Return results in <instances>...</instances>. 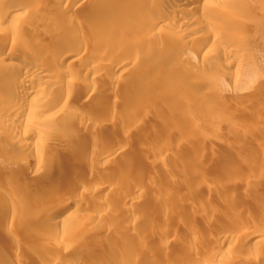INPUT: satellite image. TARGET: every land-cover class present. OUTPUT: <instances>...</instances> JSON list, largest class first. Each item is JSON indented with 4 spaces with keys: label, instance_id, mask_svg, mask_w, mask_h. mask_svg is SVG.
Segmentation results:
<instances>
[{
    "label": "rangeland",
    "instance_id": "rangeland-1",
    "mask_svg": "<svg viewBox=\"0 0 264 264\" xmlns=\"http://www.w3.org/2000/svg\"><path fill=\"white\" fill-rule=\"evenodd\" d=\"M17 1L0 0V46L7 36L19 45L11 53L28 55L24 60L0 53V68L8 66L14 72L3 78L0 92L18 93L16 82L33 56L51 60L52 65L45 60L50 78L40 88H23H34L39 95L45 89L57 91L51 82L59 85L65 80L50 71L61 54L70 56L59 64L70 71L68 83L62 86L64 93L59 92L62 97L66 89L75 93L83 83L98 88L89 94L79 91L77 100L64 103L61 114L48 108L53 98L34 101L28 105L36 114L34 125L28 109L19 121L23 125L20 130L0 125V264H33L46 246L52 252L43 254L44 258L54 257L55 264H113L116 257L133 254L140 257L133 264H200L199 260L208 256V243H213L211 234L222 229L223 217L257 223L256 229L264 230V181L261 189L253 192L242 179L243 174L264 171V0L222 2L220 7L236 21L207 12L193 18L187 38L175 34L179 23L174 26L163 20L165 25L149 36V24L137 25L148 14L162 17L167 11L181 12L180 7L169 9L173 0H112L123 10L117 20L128 33L124 39L109 32V23L99 35L89 28L99 10L91 2L74 15H59L55 9L59 0ZM29 1L33 8L37 3L42 6L39 12L47 10L40 16L54 15L55 20L72 21L73 26L65 28L44 17V26L42 21L29 23L41 12L35 15L38 11L31 7L34 11L29 16H35L29 18L28 13L15 10ZM16 25L20 33L28 26L35 27L15 40L9 31ZM201 28L211 36L205 51L196 55L195 45L185 40L192 42ZM216 28L227 34L216 37ZM53 33L67 40L64 46L51 39ZM74 36L79 38L76 44L84 43L82 61L75 62L68 54L73 53L75 45L70 40ZM237 38L245 41L243 48L234 47ZM94 44L104 51L97 57L92 52ZM111 45L117 48L109 49ZM89 60L103 66L102 72L94 74L92 70L89 75ZM38 129L46 133L43 140L32 136ZM23 141L27 147L21 146ZM103 152L111 155L105 158ZM212 154L217 158L211 160ZM38 159L43 162L35 170ZM66 174L77 175L82 188L76 190V183L63 184ZM36 187H54L55 191H50L47 200L38 196L24 209L26 192ZM169 189L175 190L174 199H166ZM70 198L82 199L81 206L73 210L77 219L56 226L53 213L60 200ZM167 222L173 226L168 231V248L146 260L147 254L135 241L148 242L143 231ZM190 223L206 229L195 231ZM229 227L225 229L231 230ZM234 247L245 255L243 260L264 254L252 241L237 242ZM262 257L257 262L252 258L244 261L264 264ZM216 260L215 264L227 262ZM229 262L239 264L237 260Z\"/></svg>",
    "mask_w": 264,
    "mask_h": 264
},
{
    "label": "bare ground",
    "instance_id": "bare-ground-1",
    "mask_svg": "<svg viewBox=\"0 0 264 264\" xmlns=\"http://www.w3.org/2000/svg\"><path fill=\"white\" fill-rule=\"evenodd\" d=\"M4 1H7V0H3V2ZM31 1H29L27 4H29ZM228 1H230V0H173L172 2H174V3L172 4V6L169 9L170 10H175V9H177V7H180L182 9L181 12H179L177 14V13H173L175 11H167L165 14H163L162 17H161V15L159 16L157 14L156 15L155 14H153V15L152 14H148L147 17H144V20L143 19L138 20L139 22H137V25H139V26H144V25L148 26V24H149V29L146 32V36H149V33L152 30H156V29L158 30L159 28L163 27L164 22L165 23L171 22L174 26L175 25L178 26V23H179L180 26H178L177 32L175 34H177V36L179 35L182 38H184V37L187 38L188 35H189L188 34L189 33V30H190V23L194 21L193 18L194 17L196 18V16L205 15L207 12H214V13L218 14L221 17L223 16V17L228 18V19H233V18H231L230 13H228L227 10L225 11L223 9L224 7L221 8L220 5H219L222 2H228ZM1 2H0V4H1ZM24 2H23V5L21 4L19 6H16L15 7V10L16 11L17 10L18 11H24L26 14L28 13V16H29L30 13L32 14V12L34 11V10L33 11L31 10L32 12L30 11V8L31 7H32L31 9H35V11H38L39 9H41L39 7H42V6H40V4H38L36 2L38 5L36 4L35 8H33L34 6H33V4H31L33 1L29 4L30 6H28L26 3H25L26 4V6H25ZM86 2H87V4L91 2V3H93L95 5L94 7H97V9L99 8V10L96 11L97 18H95V19L92 18L90 25H88L89 23L87 24L89 26V28L91 27L93 29V32H96L98 34L103 29L102 27H104V25L106 26V24L109 23L108 26L110 27V30H111L109 32H111L113 36H122L123 39L127 37L128 33L125 30H123V26H122L123 24L120 25L121 20L120 19L117 20V18H119V16H117V15L120 12H123V10H122L121 7H117L115 5V3H113L112 0H87L85 2H84V0H59L57 2V6L55 5L56 6L55 9L57 10V14H59V15H60L61 12H62V14L63 13L64 14H69V13L73 14L76 10H78V9L81 10L80 7H82L83 5L85 6L86 5ZM34 5H35V3H34ZM154 5H155V7H159L158 3H155ZM47 6L44 5L43 7H46L47 8ZM172 7H174V8H172ZM48 8L50 9V7H48ZM164 9H165V7L162 10H164ZM13 10H14V8H13ZM44 10H46V9H44ZM50 10H48V11H50ZM46 11H44L43 13L40 11L42 14L39 11L38 12H34V14L35 13L36 14L37 13L38 14L40 13L39 14V16H40V15H44V13L46 14ZM54 11H53V14H55V12H56V11L55 12ZM26 14H23V15H26ZM35 15H31V16H35ZM98 15H101V16L98 17ZM31 16H29V18ZM39 16L37 15V16H35V18L33 17L34 21L31 20L32 18L29 19L31 21V22L29 21V23H31V24L34 25V23H32V22L42 21L41 24L42 23L45 24L46 22L44 23L43 22L44 21L43 19L45 18V21H47L48 18H51V16L50 17L48 16V18H47L46 15L45 16H40L41 18L44 17L41 20V19L38 18ZM52 16H53V18H51V19L53 20L54 19V15H52ZM70 16H72V15H70ZM46 18H47V20H46ZM55 18H57V17H55ZM187 18H189V19L187 20ZM163 20H164V22H163ZM25 21L27 22V20H25ZM233 21H236V20L233 19ZM54 22L56 24H58V25H61V26L65 27V28H69V27L71 28V25L73 24L72 21H71V23H68L65 19L64 20H60V21L58 19H56V20L54 19ZM211 22H212V20H211ZM234 23H236V22H234ZM17 24H20V23H17ZM41 24H40V26L38 24V26H39L38 28L41 27ZM48 24H50V23L48 22ZM210 24H212V23H210ZM18 26L19 25H16V27H15L14 30L13 29H10V31H9V33L12 35V37H14L15 40L19 36V34L23 35V33H24L23 31H21L22 33L19 32V30H20L19 28L20 27L18 28ZM43 26H42V28H43ZM108 26H107V28H108ZM28 27H29L28 30H31V32H32L33 30L30 29L31 26H28ZM34 27H31V28H34ZM22 28H24V27H22ZM58 28H59V26H58ZM83 28H84V25H83ZM89 28H87V29L89 30ZM214 28H215V26H214ZM210 29H211V27H210ZM26 30H27V28H26ZM61 30H62V28H61ZM78 30H80V28ZM83 30L84 29H82V31ZM43 31L45 32V30H43ZM43 31H42V34H43ZM214 31H215L214 33H215L216 37L227 34V33H225L223 31V29H222V31H220V29L218 30L216 28ZM34 33H35V31H34ZM47 33H48V31H47ZM56 33H59V32H56ZM36 34H34V35L37 37L39 35V33L37 35ZM50 34H52V33H50ZM53 34H54L53 36L51 35V37H52L51 39H53V41H56L57 42V46L61 47L63 45V43L67 41V40L64 41V38L63 37L58 38L60 35L55 34V33H53ZM83 34H85V32H83ZM195 34H196V36L194 37V39L192 40V42H191V39H187L185 41L188 42V43L189 42L192 43V45L194 44L195 45L194 46V48H195V54L196 55H200V54H202L205 51V49H206V47L208 45V41H209V38L211 36L210 35L211 33H209V30H205V29H202L201 28ZM41 36H43V35H41ZM44 36H46V35H44ZM12 37H11V39H12ZM20 37H22V36H20ZM92 37H93V35H92ZM22 38H24V37H22ZM87 39H88V37H87ZM3 40H4V41H2L3 44L1 43V46H0V53L3 51V53L6 54V56L19 57V58L25 60L24 57H27L28 54L25 56L23 54H19L20 52H18V54L16 56V54H14L15 52L14 53H11V51L14 50L15 46L17 47V45H18V44L15 45V42L16 41L13 42V41L9 40L7 36ZM20 40H22V42L24 41L23 39H20ZM20 40H18V43H19ZM36 40H38V39H36ZM78 40H79V38H77L75 36H74V38H72L70 40V43H74L75 46H74V48L71 49L72 50L71 52H73V53H68L69 55L72 54L71 56L74 57V61L75 62L76 61H79V60L82 61L84 59V56H85L84 53L82 52V51H84L83 50L84 49V45H82L84 43H80L79 42V44H76V42ZM98 41H100V39H98ZM89 43H91V42H89ZM96 43L98 44L97 41H96ZM234 43H235V46L234 47H236V48H239V47L240 48H243L246 45L245 41H243L240 38H237ZM95 44H94L95 47L93 46V51L92 52L97 57V55L101 54L104 51H101V48H99V46L97 47ZM103 44H105V43H103ZM31 45H33V44H31ZM88 45H90V44H88ZM34 46H36V45H34ZM71 46H70V48H71ZM85 46L87 47V45H85ZM136 46L138 47V46H143V45H136ZM18 47H19V45H18ZM29 47L30 46L29 45L27 46V44H26V48H29ZM54 47H56V45ZM108 48L109 49L110 48L113 49L114 48V45H111ZM116 48H114V49H116ZM51 50H52V48H51ZM86 50H88V49L86 48ZM104 50H105V48H104ZM56 52H59V51H56ZM2 54H0V55H2ZM67 57H70V56H66V54L65 55H62L61 54V56L59 55L58 57H55L56 58V62L54 61L55 63L51 67V71H50L57 78H59V80H62L63 79V80H65V82H66L67 77L70 74V71H68V70L65 71V70L61 69L60 66H59V64L61 63L62 60H65ZM3 58H5V57H3ZM93 58H95V57L93 56ZM27 59H29V58H27ZM45 60H46V58H45ZM45 60H44V57L41 58V57H35V56H33L31 59L28 60V62H27L28 63V66H26L24 68V71L22 73V76L19 77L20 79L16 82V84H17L16 85L17 90L19 89L18 93H14V92H9V93H5L4 92V93H2V92H0V125H4V126L5 125H9L14 130H20V128H22L23 125L19 121H20V119L23 116H25V114H26L25 112L29 108L28 105L29 104H33L34 101L44 102L45 100H48L49 98H53L52 101H50L51 102L50 103L51 105L49 104L50 106L48 105L49 106L48 108L50 110H55V112L57 114H59V113L61 114V111L64 108V103H67L68 101L70 102V100H73L74 98H75V100H77L76 98L81 93L82 94H89L90 92L93 93L94 92L93 90H95L96 88H98V86H96V87H93L92 86L91 87V85H89L90 83L89 84H87V83L84 84L83 83V84L80 85V88H79V91L81 93H79V91H77V90H76L77 93L76 92L74 93L72 91V89L70 88L71 90L70 89H66L65 90V95L63 97H62V95L59 92H62V89H63L62 86L65 84V82H63L62 84L59 83V85L56 82H51V83H54V84H52L54 87L57 86V88H58L57 91H54L53 93H50L51 92L50 91L51 89H49L50 92L45 89L42 92L43 95H39L40 92L38 90L34 89V88H23V86L29 87L27 85L37 86V87L40 88L41 86H43V85L46 84L47 77H49L48 76L49 73H48V70L47 69L50 68V66H48V63L47 62L48 61L50 62L51 60H48V61L46 60L47 62ZM90 63L91 64H88L87 65V67L89 68V71H87L88 74L91 73L92 70L94 71V74H96L98 71L101 70V67H103L101 65L100 66L97 65L96 62L93 63V61L92 62L90 61ZM49 64L52 65L51 62ZM11 70H13V69H11ZM11 70L8 69V66H3L2 68H0V87H3V85H4V84L1 83V81L3 80V78H5L6 76H8L9 73H12L13 72V71L11 72ZM46 72L48 74H46ZM101 72H102V70H101ZM54 81H55V79H54ZM56 81H58V80H56ZM66 83H68V82H66ZM91 84L92 85L93 84L96 85L95 82H92ZM45 87H47V86H44V88ZM66 88H68V87H66ZM72 88H73V86H72ZM62 93H64V92H62ZM33 112H31V110L28 111L29 116L32 117L31 120H30L32 122V125L36 124V120H37L36 116H35L36 119L34 118V114L35 113H33ZM37 116H39V114ZM28 119H30V118H28ZM45 134L46 133L43 130H40V129L34 130L32 132V136H35L38 140H43L44 137H45ZM236 135L239 138H241V136H242L241 134H238V133ZM244 138H245V135H244ZM21 143H22L21 146H23V147H27L28 146V143L26 141H23ZM123 145H125V144L123 143L122 146ZM102 155L106 158V157H108L111 154L104 153L103 152ZM214 156H215V154H212V156H210L209 158H211V160H212V158L213 159H216L217 157L214 158ZM217 156H218V154H217ZM41 162H43V159H41V160L38 159V161L36 162V164L34 166L35 167V170L37 169V167H39V165L41 164ZM235 175L238 176L239 173L236 172ZM63 177L64 178L61 179V181H63L62 182L63 184L64 183L65 184L68 183L69 185H71L73 183L74 184L76 183V190L82 188L81 186H82V183L83 182L82 183H81V181L78 182L79 180L77 178V175H73V174H70L69 175V174H66ZM242 179L245 180L244 182H245V186L246 187L252 188L251 190L253 192H257L259 189H261V184H263L262 181H264V171L257 170V172H254V173L243 174ZM57 185H55V186H57ZM32 186H34V185H32ZM83 186H84V184H83ZM28 187H30V185ZM52 189L51 190L49 188L48 189H42V188L39 189V187H36V189H32V190H29L28 189L29 191L26 192V195H25V198H24V200H25L24 205H23L24 209L30 208L31 207V204H34L35 203V202L34 203H32V202L35 201V199L38 196H39L38 199H40V197H43V198H41L42 201L43 200H47L48 197L51 196V195L50 196H47V195H49V193H51L52 191L53 192L55 191V189H53V190ZM76 190L73 191V193H72L73 195L76 194V192H75ZM174 191L175 190H173V189L167 190L166 191L167 193H166V196H165V197H167L166 199L173 198V197L175 198ZM46 196H47V198L44 199ZM66 197H72V195L66 196ZM81 200H79L77 198H75V199L73 198V200L70 198L69 200H66V201L65 200H62L61 201L60 200V203L58 204V206L55 209L54 213L52 212L55 215V221H53L55 223V225L56 226L57 225L58 226L59 225H65V224H67V222L74 221L75 214L73 213L74 212L73 210H75V209H77V207L81 206V204H82V201ZM195 203H198V202H195ZM171 211L173 213H175V211H174L173 208L171 209ZM263 211H264V209H263ZM102 213L103 212H101L99 214H102ZM232 217H234V216H232ZM76 219H77V217H76ZM80 219L82 220V218H80ZM230 219H232V218L223 217L220 220V224H221L222 229L220 231H218V232H215V234L214 233L211 234V239H212L213 243H208L209 250L206 252L208 254V256H205V257L201 258V260H199V263L200 264H212V263L215 264L217 262V260L215 261V259H218L219 262L220 261H222V262L223 261H227V262H225V264L230 263L229 262L230 260H231V262H233V260H237L238 261L237 263H239V264L240 263H243L244 264L245 261L247 262L246 259L248 257L246 259H244L245 260L244 261L243 258H245V255L242 256V254L237 253V249H235V247L233 248V246L237 242H244V241L250 242V241H252L253 243L255 242V245H257V248L259 246H261L260 248L261 249H264V230L258 229L259 230L258 231L256 229V228L259 227V226L256 227L257 223L256 224H251L249 222H243L242 223L241 220H236V219L234 220V218H233V220H230ZM23 223L24 222H22L21 224H23ZM137 223L138 222H135L133 225L135 226V225H137ZM189 225L192 226L191 227L192 229H194L195 231H198V232L206 229L205 226L202 225V224L201 225L200 224L197 225V224H194V223H190ZM229 225H231V227H229ZM171 227H173V226H171V223L169 224V222H167L163 226H153V227H151L149 229H145L143 231V234H145L148 237V239H149L148 242L135 241V244L140 249V251L142 250L145 254H147L146 260H151L152 255L158 254L159 251L165 252V250L168 248L169 243H170L168 241V239H169L168 231L171 229ZM226 227H229L230 229L232 228L233 230L231 229V230L227 231L225 229ZM158 229H159V232H158ZM156 230H157V234L155 235L153 232L156 231ZM255 230H257V231H255ZM98 240H100V239H98ZM226 245H227V247L225 248ZM50 249L51 248H49L47 246L46 247H43L41 249L40 255L38 257H36V259L34 258L36 260V261H34V263L35 264H55L56 259L54 257L49 258L48 256H46L47 258H44V255L43 254H45L47 252H50L51 251ZM52 249H53V247H52ZM262 255L264 257V254H260V256L258 254H255V256L252 255V257L250 256V258H248V259H251L252 258L253 261L255 259L256 262H257V260H259ZM138 258H140V257L138 255H134V254L133 255H127V256H124L123 255V256L116 257V259L113 261L114 262L113 264H133V263H135L138 260ZM251 261L252 260H250L249 262H251ZM151 264H153V263H151Z\"/></svg>",
    "mask_w": 264,
    "mask_h": 264
}]
</instances>
